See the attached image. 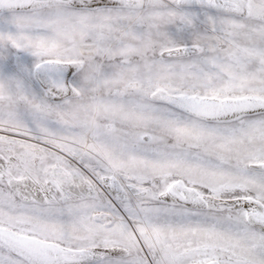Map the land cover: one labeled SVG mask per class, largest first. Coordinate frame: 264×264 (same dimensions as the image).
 Wrapping results in <instances>:
<instances>
[{
	"label": "snow or ice",
	"instance_id": "snow-or-ice-1",
	"mask_svg": "<svg viewBox=\"0 0 264 264\" xmlns=\"http://www.w3.org/2000/svg\"><path fill=\"white\" fill-rule=\"evenodd\" d=\"M0 264H264V0H0Z\"/></svg>",
	"mask_w": 264,
	"mask_h": 264
}]
</instances>
